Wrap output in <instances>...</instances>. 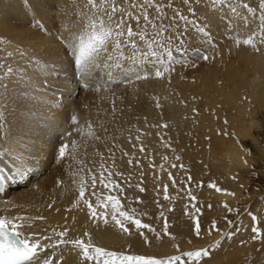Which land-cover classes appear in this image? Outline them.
Returning a JSON list of instances; mask_svg holds the SVG:
<instances>
[{
  "label": "bare ground",
  "instance_id": "obj_1",
  "mask_svg": "<svg viewBox=\"0 0 264 264\" xmlns=\"http://www.w3.org/2000/svg\"><path fill=\"white\" fill-rule=\"evenodd\" d=\"M77 4L82 5L83 0L79 2L74 0L71 2L69 0L63 2L62 0H0V39L10 42L11 47H7V51L22 46L27 48L29 53L34 52L40 62H47L49 65V70L41 76L42 80L47 77V83L39 89L38 94H33L35 99L29 104L31 113L23 114L27 118L24 130L30 137L27 143L35 146V154L28 162L30 170L23 178L14 177L8 181L7 188L0 193V215L43 216V220L28 222L32 224V227L25 226L22 229L25 235L29 233L50 235L53 228L57 231L67 228V239L79 237L87 240V237L83 236V233L87 231L91 234L95 245L120 251L119 248L123 242L122 232L111 221L110 215L108 225L102 222L93 224L89 219L86 206L81 204L72 208L78 195L77 184H74L73 180L79 181V176L74 177L72 173L77 172L81 165L70 157L62 163H57L53 158L55 150L65 143L58 134V127H61L62 131L66 127L72 132L71 139L68 138L69 145L72 140H75L80 146L77 160L85 162V175L88 169H91L99 179V165L105 163L113 173L112 179L117 183L121 182L123 176L130 179L139 178L140 173L135 171L134 165L140 167V164L145 166L146 161L148 164H152L155 159L160 161V154L164 152L161 149L159 153L148 151L146 155H143L144 151H140L143 146L138 139L132 142L133 144L123 146L125 140L122 136L138 125H144L150 128L149 131H154L153 125L160 126V121H169L168 108L167 112H164V107L161 110L159 107H154L152 103L154 95L164 94L163 91L167 90L165 89L166 81L169 82L170 78L174 80L176 85L172 84L168 87H174L184 96H188L184 88L191 87L193 93L214 102L216 108L221 103L231 108L234 116L243 123L254 122L251 113L256 110V107L251 105V102L264 111V45L259 46V52L248 46L237 47L234 42L236 35L234 33L230 36L231 41L226 44L228 49L220 48L219 53L213 54L203 70H190L183 74L175 72L174 75L170 74L171 77L168 75V78H165L166 81L152 74L146 80L133 79L132 83L105 85L104 80L100 79V84L95 83V80L91 81L88 87H81L78 86L74 71L69 66V58L64 53L63 45H56L55 39L56 33L61 32L60 20L66 19V16L68 19L72 18L77 11ZM227 23H230L229 19ZM243 32L245 34H242ZM247 34V31H241L239 36L241 35L243 39ZM3 48L5 46L0 45V49ZM204 50L206 51V48ZM97 74L101 75L99 72ZM114 75L117 79L122 78L118 72ZM104 79L106 80L107 77ZM113 84L114 86H111ZM255 86H257V90L254 89L256 94L252 92ZM98 87L99 92L96 91ZM244 93H248L250 102L245 101ZM72 94L74 97L71 98ZM115 94L118 98H115ZM121 95L122 98H120ZM114 99L117 106L115 108L112 105L115 108L113 110L109 105ZM69 101L74 102L75 109L82 117L81 123L79 120L76 125L71 123L73 114L68 108ZM6 107V117L14 123L13 106L9 102ZM146 114L148 116H144ZM124 115L130 117L128 123L125 122ZM145 117L149 120L147 121ZM240 121L233 124L235 132L239 137L249 136V128ZM89 124L100 137L101 146L89 145L95 139L72 131L73 128H80L87 132ZM165 124H162L164 128ZM145 136L147 140L154 137L152 133ZM241 146L237 142L229 143L224 152L226 157L241 164L244 157ZM149 150H152V147ZM97 152L101 155H96ZM124 157L125 160H121ZM129 160L133 161L131 165L128 163ZM145 168L144 171L149 176L150 166L146 165ZM5 171L7 172V169ZM58 181L61 182L59 185ZM88 183L86 198L95 205L96 197L91 194L93 189L90 187V180ZM95 191L98 194L109 195L107 189L100 186L99 182ZM12 204H16L17 207L13 208ZM49 204L52 205L51 208L48 207ZM135 206L136 203L132 204L131 208ZM60 255L64 256L61 264H80L78 253L72 251L71 246H62L58 249L55 259H58Z\"/></svg>",
  "mask_w": 264,
  "mask_h": 264
},
{
  "label": "snow or ice",
  "instance_id": "obj_2",
  "mask_svg": "<svg viewBox=\"0 0 264 264\" xmlns=\"http://www.w3.org/2000/svg\"><path fill=\"white\" fill-rule=\"evenodd\" d=\"M174 3L175 0H83L82 5L77 4V11L72 18L61 22V32L57 38L63 45L65 55L69 58V66L84 82L83 86H89L86 78L104 80L105 85L132 83L133 79L146 80L153 74L147 70L148 68L155 70L156 78H162L165 73L172 70L173 62L187 64L189 62L187 59L183 61L178 59L174 52L183 55L191 48L188 37L189 25L194 26L195 32L203 34L207 42L211 44L210 34L206 28L195 26V22L174 7ZM182 3L188 5L191 0H182ZM208 6L211 10L219 11L227 16L230 21L227 28L236 34L234 42L237 47L243 45L257 52L260 51L259 46L264 45V0H257V7L250 6L247 0H208ZM169 10H171V16H169ZM187 11L194 14L192 8H188ZM180 22L184 23L183 28L180 27ZM248 30H250L249 33L241 39L239 33ZM0 45L5 46L0 49V191H2L5 181L14 177L23 178L30 170L28 162L35 154V146L27 143L30 137L24 130L27 118L23 114L31 113L29 104L35 99L33 94H38L39 89L47 83V77L42 80L41 76L49 70V65L47 62H40L35 57V53H29L27 48L18 46L7 51V47H11V44L2 39H0ZM191 51L197 59L204 61L209 59L208 55L201 53L199 48H191ZM191 66L196 67L194 63ZM97 72L101 75H94ZM117 72L121 79H117L114 75ZM105 77H107L106 80ZM96 91L99 92L100 88H96ZM9 102L13 106L14 123L6 117V105ZM156 106L159 107V103ZM71 123L73 125L78 123L75 115L71 117ZM72 131L78 132L81 136L86 135L90 139H100L91 124L88 125L87 132L80 128H73ZM66 135L71 136L72 132ZM164 146L167 147L166 144ZM79 147L75 140H72L70 145L63 143L59 146L55 157L57 163H62L70 157L81 165L77 172L72 173L74 177L79 176L78 182L73 180V183L77 184L78 195L72 208L81 204L86 206L89 219L93 224L102 222L108 225L110 215L111 221L125 234H130L126 223L134 225L139 234L144 237L145 243H148L147 237L141 230L147 229L150 232L156 230L149 224L142 223L137 218L134 208L125 210L118 196L98 194L95 191L98 182L108 192L118 189L122 194L124 189L112 179L113 173L105 163L99 165V179L91 169H88L85 175V162L77 160ZM140 151H144V148L141 147ZM96 155L101 154L97 152ZM163 159L168 158L165 156ZM176 159L180 158L177 156ZM101 160H103L102 156ZM128 163L131 165L133 161L129 160ZM169 178L171 179V174ZM89 180L90 187L93 189L91 194L96 197L95 205L86 198ZM57 183L59 185L61 182ZM136 187L140 192L145 191L139 184ZM209 187H215V185L210 184ZM216 191L219 192L221 189L216 188ZM164 193V199H170L167 185L164 187ZM188 195L195 200V196L191 193ZM228 195L234 194L228 193ZM137 201L139 202V198ZM12 207L15 208L17 205L12 204ZM48 207L51 208L52 205L49 204ZM228 210L233 211L231 208ZM196 211L198 212L199 209L197 208ZM43 219V216L0 215V264H61L64 256L60 255L58 259L55 257L57 250L62 246H71V250L78 253L80 264H185L184 258H187V264H201L202 258L210 255L208 249L201 248L157 258L97 246L92 242L91 234L87 231L83 233L87 240L79 237L67 239V228L62 231L53 228L50 235L39 233L25 235L22 231L25 226L32 227L29 221ZM211 228L217 230L215 221ZM167 230L168 224L165 222V235L169 234ZM252 231L255 234L252 237L253 240L262 239L258 228L253 227ZM194 232L197 237L201 234L198 222L195 223ZM156 235L159 239V233ZM218 246L217 241L211 247ZM177 251L179 252L178 246Z\"/></svg>",
  "mask_w": 264,
  "mask_h": 264
},
{
  "label": "rangeland",
  "instance_id": "obj_3",
  "mask_svg": "<svg viewBox=\"0 0 264 264\" xmlns=\"http://www.w3.org/2000/svg\"><path fill=\"white\" fill-rule=\"evenodd\" d=\"M79 1L81 0H74V2ZM247 2L250 6L257 7V0H247ZM174 7L193 20L195 26L205 27L210 34L212 43L209 44L203 34H197L194 26H188L191 48H199L200 52L208 55L209 59L207 61L197 59L191 48L183 55L174 52L178 59L182 61L187 59L189 62L187 64L173 62L172 70L164 74L165 77H162L164 79L168 78V75L171 77L170 74L174 75L175 72L183 74L190 70H203L213 54L219 53L220 48L228 49L226 44L231 41L230 36L234 34L227 28V16L219 11L211 10L208 0H199V2L191 0L188 5H184L182 0H175ZM188 8L194 9V14L188 12ZM171 15V10H169V16ZM65 20H68V16L60 22ZM184 26V23L180 22V27ZM247 32L249 33V31ZM58 33L55 35L56 45H62L57 38L60 35ZM192 63L196 67H192ZM147 70L154 74V69L148 68ZM96 81L97 84L101 83L100 80ZM166 83L165 89L167 90L163 91L164 94L154 95L152 103L154 107H157L156 105L159 103V108L164 109V112H167L168 108L169 121H160L161 127L157 124L153 125L154 131H149L150 128H146L144 125H138L133 128L135 131H127L126 135L122 136L123 140H127L123 142V146H127L129 143L133 144L139 137L138 141L144 148L143 155H146L148 151L159 153L162 149L164 153L159 155L161 160L156 161L155 159L152 164H148L146 161V165L150 166L149 176L144 171L146 165L140 164V167L134 165L135 171L140 173L139 178L130 179L123 176L118 184L124 189V192L121 194L118 189L109 192V195H116L120 198L125 210L136 203L134 209L137 218L142 223L149 224L156 231L141 230L148 239V243H145L144 237L139 234L135 226L126 223L130 234L121 233L123 242L120 245V251L165 258L178 255L180 252L205 248L209 250L210 255L202 258L201 264H264L263 109L251 102V105L256 107V110L251 113L254 122L243 123L234 116L231 108L225 107L221 103L216 108L214 102L193 93L191 87L184 88L188 95L184 96L174 87H168L172 84L176 85L174 80L170 78ZM254 89L257 90V86L253 87V93H255ZM244 94L245 101L250 102L248 93ZM72 97H74L73 94ZM115 98H118L116 94ZM242 101L244 102V100ZM110 103V109L114 110L117 106L115 99ZM68 108L81 123L82 117L75 109L74 102L69 101ZM124 117L126 118L125 122L128 123L130 117L127 115ZM145 119L149 120L146 117ZM237 121L249 128V136L239 137L237 135L233 127ZM142 122L144 124L145 121ZM162 124H165L168 130ZM159 129L164 130L160 131ZM69 132L66 127L64 131L58 127V134L65 143H69L68 138L72 137V135H66ZM148 133H152L154 137L147 140L145 135ZM232 142L242 145L244 157L241 164L226 157L224 153L227 150V145ZM165 144L167 147L164 146ZM89 145L101 146V142L92 140ZM151 147L152 150H149ZM57 150L54 152V159ZM165 156L168 158L167 160L163 159ZM177 156L180 158L179 160L176 159ZM121 160H125V157ZM181 165L183 167H180ZM169 174H171V179ZM137 184L145 191L140 192L136 187ZM210 184H214L215 187H209ZM165 185H167L170 197L168 200L164 199ZM216 188L221 191H216ZM189 193L195 196V200L191 199ZM228 193L234 195H228ZM137 198H139V202ZM229 208L233 211H229ZM213 221L216 223L217 230L211 228ZM165 222L168 224V235L164 234ZM196 222L200 224L201 234L199 237L194 232ZM253 227L261 231L262 239H252L255 235L252 231ZM156 233H159V239ZM217 241L219 246L211 247ZM184 259L187 264V258Z\"/></svg>",
  "mask_w": 264,
  "mask_h": 264
}]
</instances>
